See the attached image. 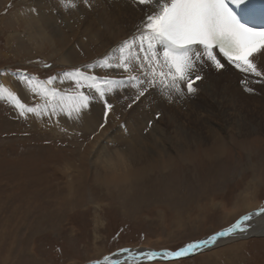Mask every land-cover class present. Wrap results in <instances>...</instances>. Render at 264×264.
Returning a JSON list of instances; mask_svg holds the SVG:
<instances>
[{
    "label": "rangeland",
    "instance_id": "374dc122",
    "mask_svg": "<svg viewBox=\"0 0 264 264\" xmlns=\"http://www.w3.org/2000/svg\"><path fill=\"white\" fill-rule=\"evenodd\" d=\"M39 1L0 0V83L18 92L31 106L41 100L20 81L19 72L42 80L61 77L77 67L101 77L120 79L125 75L99 63L108 52L102 39H85L83 45L75 40L69 48L73 64H64L66 43L60 42L62 37L73 39L76 21L63 16V8L50 16L55 10ZM86 2L97 7V1ZM32 6L38 8L44 24H56L52 27L57 31L55 40L28 38ZM89 64L95 66L89 68ZM216 72L210 70L208 80L196 82L194 95H172L169 100L159 88H151L131 108L127 104L135 89L126 82L127 88L117 90L120 112L108 125L112 132L123 127L124 135L117 130V135L101 138L105 148L125 147L135 134L151 132L167 150L161 154L155 151L146 165L157 162L156 166L143 172L135 170L129 183L99 185V197H92L87 184L80 207L65 210L55 204L73 194L67 191L71 177L64 173V161L78 158L87 146L96 148L94 133L85 127L82 116L79 120L64 115L37 118L29 114L26 118L12 104L0 100V264H89L122 249L129 250L122 252L124 257L136 251H176L264 207V131L250 123L264 121V103H260L264 102V87L253 83L256 77L248 76L247 86L254 89L249 93L241 83L245 74L238 71L222 80ZM59 77L53 86L71 91L72 83H61ZM142 107L144 120L136 126L127 123ZM142 122L144 131L138 132ZM183 130L192 137L189 148L181 145ZM151 147L155 149L153 144ZM86 168L94 172L92 162ZM78 173L71 174L75 177ZM76 183L72 191L78 187ZM101 191L111 196L105 197ZM220 244L183 257L160 256L151 261L140 257L130 259V263L264 264V236H243Z\"/></svg>",
    "mask_w": 264,
    "mask_h": 264
},
{
    "label": "snow or ice",
    "instance_id": "6c2138e0",
    "mask_svg": "<svg viewBox=\"0 0 264 264\" xmlns=\"http://www.w3.org/2000/svg\"><path fill=\"white\" fill-rule=\"evenodd\" d=\"M135 3L151 6L150 13L142 22L139 35L122 41L117 49L118 55L106 56L99 62L104 68L120 70L125 74L122 78L101 77L77 67L65 71L59 77L61 83H72L73 87L68 91L53 86L58 77L50 76L42 80L19 72L20 81L41 102L30 106L2 83L0 100L12 104L26 118L29 114L37 118L64 115L73 120H79L89 109L91 102L99 100L103 103L99 128L104 129L108 125L109 115H114V105L109 102V97L123 88L126 82L135 89L131 103L127 104L128 108L151 88H159L169 100L172 95H179L181 98L186 94L194 95L197 92L194 85L203 79L200 71L208 66V62L217 71L231 67L245 74L241 83L249 93L254 89L247 86L248 76L259 78L253 83L264 82V70L255 59L264 55V25L254 27L249 26L248 22H242L231 5H239L243 0H135ZM69 6L76 5L69 0ZM110 60L115 62L111 63ZM94 66L88 65L89 68ZM259 215H264V207L246 213L229 227L205 239L189 242L176 251L142 252L130 255L129 259L144 257L151 261L160 256L165 259L183 257L215 244L222 237L246 232L251 227L248 222ZM121 251L129 252L128 249ZM93 264L102 262L97 260ZM103 264L121 262L109 260L106 256Z\"/></svg>",
    "mask_w": 264,
    "mask_h": 264
},
{
    "label": "bare ground",
    "instance_id": "6f19581e",
    "mask_svg": "<svg viewBox=\"0 0 264 264\" xmlns=\"http://www.w3.org/2000/svg\"><path fill=\"white\" fill-rule=\"evenodd\" d=\"M94 1H97L96 3H94L97 7H92V6L89 7V5H87L88 3L86 2V0H71V3H74L76 5L75 7L69 6V0H42V1H39V2L46 3L48 6L50 4V6L55 10V11L51 10V12L49 14L50 16H53L54 12H59L60 9L63 8L64 9V15L63 16H67L68 18L71 17V19L74 18L76 21L75 22L76 29L73 31V34H71L73 39L70 38L67 41V39L62 37L61 42H60V43H62L65 41V43H66L64 46L67 50L65 49L63 56H62V61L64 62V64H68L69 66H72V64H73V61L71 59V52L69 50V48H71L70 45L72 43L76 44L77 42H79L80 45H83V44H81V42H84L85 39H94L95 38L98 40L102 39V40L106 41L103 44L105 46H108V52L105 53V55L101 56L102 59H104L106 56L113 57V56H116V54L118 55V51H117L118 46L127 37H128L127 39H129V38H132L134 36L139 35V32L142 28V22L144 21L146 15H148L151 11V6L138 5L137 3H135V0H94ZM99 4H101L102 6L100 7ZM31 9H32L33 13H31L30 19L27 22L28 38L35 40V41L55 40V32H57V31L55 28L52 29V27L56 26V24H54V23H49V24L47 23V25L44 24L41 21L43 19V17L41 15L40 11L38 10V8L36 9L35 7L32 6ZM146 11H148V12H146ZM97 12H99V13L97 14ZM85 25H86V27H85ZM47 28H49L50 31H47L46 30ZM105 35H106V37L104 39ZM75 40H78V41L74 42ZM37 47H39V46H37ZM101 57L98 58L97 60L101 59ZM255 59L258 63V66L261 67L262 70H264V55H260V56L256 57ZM100 61H102V60H100ZM110 61H112V60H110ZM114 62L115 61H113V63ZM210 70L217 71L215 68H213L211 66L210 62H208V66L202 68L200 71L201 75L203 76V79L201 81H205V80L209 79L208 77L210 75L207 76L206 74ZM114 71H116V69ZM91 73H93V72H91ZM216 73L221 74L223 76L222 80H224V79H227L228 76L234 77L235 75L238 74V71L235 70L234 68L228 67L225 70L217 71ZM61 74H63V73H61ZM57 77H59V76H57ZM257 80H259V78H257ZM4 81H5V83L9 84L7 82L6 78H4ZM210 84H213V83H210ZM260 84L264 87V82H262ZM123 88H127V86L125 85V87H123ZM123 88H121V90H123ZM117 94H118V92L116 91L114 94H112L109 97V102L114 105V109H113L114 115H112V114L109 115V122H110V120L114 121V120L118 119V113L120 112V105L115 98V96ZM260 103H264V102H260ZM143 109L144 108L142 107L141 109L137 110V112L128 119L127 123L134 124L136 126L137 121L144 120L143 119V117H144L143 116L144 115ZM102 116H103V103L99 100L92 101L90 106H89V109H87L82 114L83 120L85 122V127H87L90 132L95 133L94 137L96 138V144H98V146L96 148H93L92 150H91V148H89V146L85 147L84 150L82 149L83 151L77 155L79 159L78 158H76V159H78V160L74 159V160L70 161L69 159H66L67 161H64V163H66L65 164L66 170L64 173L67 176L71 177L69 179V180H71V182L68 184L67 191L68 192L71 191V192H73V194L72 195L66 194L67 197L64 196L65 198H63V200H59V202L55 203L56 206H58L59 208L62 205L61 208L64 207V209H62V210H65L68 207L69 208L80 207V205L84 201V192L86 191V188H87L86 185L87 184H89L91 186L92 197H93V195L99 197L100 196L99 192L101 189V187H100V189L98 188L99 185L100 186L108 185V186L114 187L115 185L118 186L120 184H123V182L129 183L131 175L133 174V172H135V170H137L138 172H141V171L143 172V171L147 170L148 168L156 166L157 162L156 163L152 162L150 167L146 165V163L148 164L149 160L152 158L155 151L157 152V154H159V153L161 154L165 150H167V148H164V149L162 148V147H164V145H162V141H159V139L151 136V132H147V134H139V135H138V133L135 134V136H132L134 139L130 142H127L126 144H128V145H126L125 147L119 148V146H118L117 148H115L113 150L105 148L101 138L114 136V134L117 135L118 131H121L122 135H124L123 134L124 132H123V127L119 129L120 126L115 128V131H113V132L110 130L111 127L109 125H106V127L104 129H100L99 124L102 123ZM262 118L264 119V114H263ZM170 119L173 121L175 120L172 116H170ZM250 123H251V125L258 127L259 130L264 131V121L262 123H260V122L254 123V120H252V121H250ZM143 124H144V122L139 124L141 128H139L138 132L144 131L143 130ZM125 128L128 131H130L127 127H125ZM184 130L180 132V135L182 136V138L180 137V142L183 143L181 145L184 146V148H189L193 144L190 142V140H191L190 138H192V137L191 136L189 137L188 136L189 134ZM140 136L142 138V141L139 140ZM145 139H147V140H145ZM171 143L173 144V146H178L177 144H175L173 142H171ZM151 144H153L155 146V149L151 150V148H152ZM160 148H162L161 152H160V150L157 151ZM168 152H171V151H168ZM121 157H123L124 159L122 160ZM158 157L160 160H162L160 155H158ZM78 161H79V164H77ZM89 161L92 162V166L94 168L93 173H89L86 171V169H87L86 165L89 164ZM163 165H166V164H163ZM57 167H59V166H57ZM81 169H84V170L81 171ZM73 171H76V172L78 171L79 172L78 176L74 177V175L71 174ZM89 179H91V180H89ZM17 181H18V179H17ZM90 181L92 182L93 185L91 184ZM75 182L78 183V187L76 186L74 191H72V189H73L72 186L75 185ZM136 182H138V181L136 180ZM95 185H96V187H95ZM92 189H95L96 191L93 192ZM126 190H128V189H126ZM101 193H103V192L101 191ZM106 193H108V192H106ZM108 194H104L103 196H105V197L111 196L110 194L109 195ZM117 194H119V193H117ZM62 195H64V192L62 193ZM95 199H96V197H95ZM5 203L6 202H3L2 207L4 206ZM58 203H59V205H57ZM51 211L53 212V210H51ZM248 223L251 224V227L246 232L237 233V234L225 237L224 239L220 238L213 245L224 243V242L228 243L231 240L238 239V236H242V237L243 236L251 237V235L252 236H258V235L264 236V215L254 216L253 219L251 221H249ZM38 226H40V225L38 224ZM195 252H191L190 254H193ZM136 253H137V251L135 252V254ZM125 254H126V252H125ZM130 255H133V254H130ZM130 255H127L124 257L123 253L119 251V252H116V253H114L110 256H107V257H109V260H119L121 262V264H133L135 261H132L130 263V259H129ZM126 258L128 259V261L126 260ZM99 261H101L103 264L104 258L102 260H99ZM93 262L89 263V264H93Z\"/></svg>",
    "mask_w": 264,
    "mask_h": 264
},
{
    "label": "water",
    "instance_id": "95a60500",
    "mask_svg": "<svg viewBox=\"0 0 264 264\" xmlns=\"http://www.w3.org/2000/svg\"><path fill=\"white\" fill-rule=\"evenodd\" d=\"M242 236H238V238H241ZM173 258H176V257H173Z\"/></svg>",
    "mask_w": 264,
    "mask_h": 264
}]
</instances>
